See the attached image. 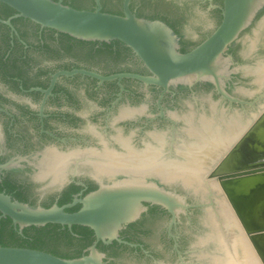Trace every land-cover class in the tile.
Returning <instances> with one entry per match:
<instances>
[{
	"label": "flooded vegetation",
	"instance_id": "flooded-vegetation-1",
	"mask_svg": "<svg viewBox=\"0 0 264 264\" xmlns=\"http://www.w3.org/2000/svg\"><path fill=\"white\" fill-rule=\"evenodd\" d=\"M114 1L121 11V0ZM154 1L130 0L128 7L134 14L148 2L144 14L150 15L158 12ZM164 1L176 6L172 0ZM192 1L215 19L213 29L198 39L186 34L180 14L171 20L154 19L178 37L179 53L199 44L221 19V0ZM61 3L71 7L72 0ZM98 4L101 12L117 15L111 6L102 8V0ZM95 7L93 0L73 9ZM14 15L0 3V21L9 22H0V193L30 207L48 208L81 200L96 186L123 179L153 182L176 194L185 203V212L175 216L160 205L142 202L138 214L121 224L116 239L109 242L97 240L88 227L57 225L63 251L56 256H85L93 247L102 253L98 264L187 262L201 250L190 242L194 225L214 194L208 192L205 202L199 203L200 195L166 175L190 159L183 147L192 140L188 141L182 117L197 108L202 93L216 95L214 87L201 82L171 84L163 90L130 78L99 82L81 74L59 75L51 84L52 75L60 71L84 70L104 77L150 74L118 41L76 40ZM257 131L239 137L228 153L206 167V174L202 172L204 183L212 172L241 173L222 182L249 232L264 229V131ZM79 208L76 203L64 211ZM32 227L19 230L8 217H0V245L33 241ZM252 243L264 261V238L254 236Z\"/></svg>",
	"mask_w": 264,
	"mask_h": 264
},
{
	"label": "water",
	"instance_id": "water-1",
	"mask_svg": "<svg viewBox=\"0 0 264 264\" xmlns=\"http://www.w3.org/2000/svg\"><path fill=\"white\" fill-rule=\"evenodd\" d=\"M130 0H121V15L101 12L98 0L92 11L76 10L63 5L61 0H0L15 12L14 17L27 19L40 28L53 30L70 38L86 42L118 41L126 46L143 64L149 76L114 74L100 76L84 70L60 71L52 75L50 83L59 76L81 74L97 81L130 78L145 84L161 86L196 82L211 84L216 93L228 101H235L222 90L229 57H223L228 46L237 38L264 7V0H221L220 22L199 44L185 53H179L178 37L170 28L157 20L137 18L129 10ZM9 25L8 21H0ZM241 173L212 172L223 186L222 180L233 179ZM232 203L230 194L226 192ZM234 198V197H233ZM142 202L162 206L169 214L185 212V203L174 193L150 181L123 180L112 185L96 186L81 200L48 208L30 207L11 200L0 193V217H8L19 230L23 227H42L47 224L62 227L84 226L91 229L97 240L109 242L116 239L121 226L132 220L141 210ZM76 203L80 208L72 213L64 210ZM234 207V206H233ZM252 238H264V229L247 231ZM102 253L93 247L85 256L62 258L51 253L20 246L0 245V264H98ZM260 256V254H259ZM261 258V256H260ZM262 263L264 261L261 258Z\"/></svg>",
	"mask_w": 264,
	"mask_h": 264
},
{
	"label": "rangeland",
	"instance_id": "rangeland-1",
	"mask_svg": "<svg viewBox=\"0 0 264 264\" xmlns=\"http://www.w3.org/2000/svg\"><path fill=\"white\" fill-rule=\"evenodd\" d=\"M111 1L112 2L108 6L115 8L116 7V5L114 4L115 1L114 0H111ZM172 1L175 2L176 7L178 8L177 12L178 14H180L181 18L185 22L186 34H188V36H190L192 39H198L200 35L205 34L211 31V29H213L214 24H215L214 17L210 15L207 11L203 10L199 4L195 3L192 0L191 1L190 0H172ZM263 9L264 7L254 17L253 21L238 34L237 38L228 46L227 50L225 51L223 55V57H229L230 62L226 69V72H227L226 78L222 79V90L228 97L234 99L235 101H228L226 99H223L222 97H219L217 94L216 95L212 94L210 91H206L205 93H202L201 95L198 96V98L201 101L198 103L197 108L196 109L194 108L195 110H189L187 113L184 114L185 116L182 117L186 125L185 129L190 128V125L191 126L198 125L199 123L197 122H200V119L202 117L204 119L207 118L211 122V124L214 121L216 123L218 122V123L224 124L223 123L224 121H222V119L225 120L235 115L236 116L239 115V117L242 118L243 121L245 120V122L246 120L249 121L253 115H257L258 117L252 123L251 125L252 127L245 129V131L240 135V138L243 137L244 135L246 136V134L248 133H252L254 131V128L258 130L257 132L259 134L261 131H264V126H263L264 125V111L260 113V111L264 109L263 107L264 106V78L262 80V84L258 83L260 82L259 80L258 82H255L256 81L255 80L256 70L259 69L260 65H264V25L261 24V21L264 19ZM196 83H201V82H196ZM213 110L215 112H213ZM234 113H237V114H234ZM216 118L218 120L220 118L222 122L220 120L218 121ZM215 122L214 124H216ZM233 139H231V141L227 143L226 145H223L224 142L221 141V139H220V142L223 146H225V148L226 147L231 148L232 145L228 146V144H231L233 142L235 144L237 141L236 139L235 140ZM189 140L190 138L188 139V141ZM191 140L192 141L190 143L194 141V139L192 138ZM190 143H187L186 145ZM228 148L225 154L229 152L230 148L229 149ZM219 156L221 157L223 155H219ZM208 171L205 170L204 171L205 173L203 174H206ZM172 172H173V175L171 176L166 175L168 180L176 178L177 171L173 170L171 171V173ZM178 173L182 174L184 173V171L178 172ZM200 173L201 174L199 175H202V172ZM157 176L161 178V175L160 176L157 175ZM203 178L204 177L202 175V177L200 178L201 182L202 180L204 181ZM213 179L214 177H210L209 179H207V181H205V183L208 182L207 184H204V183L202 184L200 182L202 187L200 185L201 189L198 192H200L203 197L201 196L200 193H198V195L201 196L200 199L202 200L201 202L199 201V203L205 202L203 199L205 198L204 196L208 194V192L212 191L214 194L210 202V205L203 209L204 212L206 209H211V210H214L216 208L219 209L217 204L219 202H222L223 201L222 198H223L226 200L236 220L239 222L240 226L243 228L242 223L240 222V220L237 218V215L235 214V208L233 207L232 203L227 198V195H226L227 190L225 188V185L222 186L220 182H218L217 180H213ZM174 181H178V180H174ZM194 193L197 194L196 192ZM203 217H204V214H203ZM243 230L245 231L244 228ZM207 232H208V228L204 225L202 215H200L199 220H197L196 224L194 225L193 239L191 240L190 243L193 244L195 247L197 246L201 250L189 256L187 262H182V263L163 262L162 264H211L210 263L211 257H214L217 254V252H215L216 249L212 243L204 244L203 240L205 239V234ZM249 236L247 235L248 238ZM250 238L252 237L250 236ZM209 255H211V257H209ZM133 264H146V263H143L142 261H138V262H134Z\"/></svg>",
	"mask_w": 264,
	"mask_h": 264
},
{
	"label": "bare ground",
	"instance_id": "bare-ground-1",
	"mask_svg": "<svg viewBox=\"0 0 264 264\" xmlns=\"http://www.w3.org/2000/svg\"><path fill=\"white\" fill-rule=\"evenodd\" d=\"M261 24L264 25V19L261 21ZM263 78L264 65H260L259 69L255 72V82H258L259 80L260 82L258 83L262 84ZM263 111L264 109L261 110L260 113H262ZM213 112L215 111L213 110ZM257 117V115H253L249 121L246 120L245 122V120L243 121L242 118L239 117V115H235L225 120L222 119V121H224V124L218 122L216 123L214 120L213 121L216 124H214L213 121V123L211 124V122L207 118L204 119L202 117L200 119V122H197L199 123L198 125H190V128L187 129L186 135H189L190 139L192 138L194 139V141L183 147V151L188 153L187 155H189V157L185 158L190 159L185 161L187 164L184 163L182 165H179V168L175 169L177 171V176L174 175L176 176V178L174 177V180L181 181L182 185H184L185 188L188 187L187 189L190 188L197 194L200 193L198 192L201 189L200 185L201 183H204L203 180L202 182L200 180L201 176L203 175H199L201 174L200 172H204L206 170V167L209 168L212 163L217 160V158H220L219 155H223L228 148H225V146L223 145L229 143L233 138V140H238L245 129L251 127L252 123L257 119ZM219 120L221 121L220 118ZM220 139L224 142L223 145L221 144ZM233 144L234 142L228 144V146ZM182 171H184V173H178ZM222 200V202H219L217 204L219 209H206L203 217V223L208 228V232L205 234V239L203 240V242L204 244L212 243L216 249L215 252H217L215 256L213 254L214 257H211V255H209V257H211V261L209 259L210 263L260 264L261 258L257 249L254 247L250 236L246 234V232L240 226L226 200L223 198ZM216 220L219 222H217ZM247 235L249 236V238L247 237Z\"/></svg>",
	"mask_w": 264,
	"mask_h": 264
},
{
	"label": "trees",
	"instance_id": "trees-1",
	"mask_svg": "<svg viewBox=\"0 0 264 264\" xmlns=\"http://www.w3.org/2000/svg\"><path fill=\"white\" fill-rule=\"evenodd\" d=\"M52 1H55V0H52ZM119 1L118 3H120ZM92 2L93 0H72V3L70 6L72 8H78L83 5H90L92 4ZM153 4H154L153 8L157 9L158 12L152 11L154 14H150V15L144 14L145 12L147 13L146 6L149 8V3L145 2L140 7H138L137 11L134 13L135 17L142 18V19H148V20L158 19V20H163V21L171 20L174 17L176 18L178 17V12H177L178 8L171 2H165L164 0H155ZM107 6H108V3L106 2V0H102V8H105ZM118 6L119 7H115L112 9H114L115 14L120 15L121 14L120 5ZM58 227L59 226L57 225H49V224H47L43 228L32 227L31 229L34 231L33 241L21 242L20 244L17 243L16 245L25 246V247L34 248V249L43 250V251H50V253L54 255H61L62 254L61 252L63 251L62 248L60 247L61 238L58 236L57 233H55V230L58 229ZM1 245L4 246L2 243Z\"/></svg>",
	"mask_w": 264,
	"mask_h": 264
}]
</instances>
